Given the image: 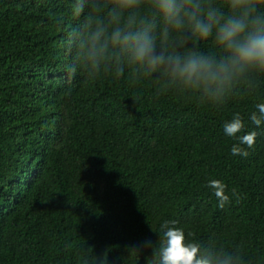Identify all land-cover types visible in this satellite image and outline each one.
<instances>
[{"label": "trees", "instance_id": "16d2710c", "mask_svg": "<svg viewBox=\"0 0 264 264\" xmlns=\"http://www.w3.org/2000/svg\"><path fill=\"white\" fill-rule=\"evenodd\" d=\"M73 5L0 0V264H94L105 253L107 264H157L146 244L158 247L172 220L189 240L264 264V124L250 120L264 78L213 106L127 72L70 76ZM236 113L237 135L258 133L241 145L247 157L232 155L238 141L223 129ZM211 180L226 185L223 209Z\"/></svg>", "mask_w": 264, "mask_h": 264}, {"label": "clouds", "instance_id": "9594fccd", "mask_svg": "<svg viewBox=\"0 0 264 264\" xmlns=\"http://www.w3.org/2000/svg\"><path fill=\"white\" fill-rule=\"evenodd\" d=\"M262 9L264 0H74L73 15L82 20L67 36L69 51L75 50L68 72L72 76L80 68L90 80L120 79L127 72L134 83L151 80L158 92L191 94L222 106L241 92H254L264 78ZM208 41L211 50L202 51L199 44ZM256 108L250 120L260 127L264 103ZM245 128L239 113L223 126L238 141L232 155L247 157L241 145H255L256 131L237 135ZM208 187L223 209L230 202L226 185L211 180ZM176 224L160 225L158 247L146 244L157 264H245L239 247L189 240ZM93 262L107 264V253Z\"/></svg>", "mask_w": 264, "mask_h": 264}]
</instances>
